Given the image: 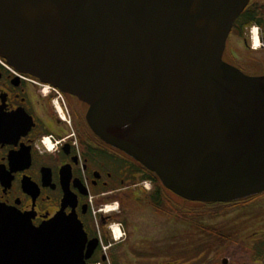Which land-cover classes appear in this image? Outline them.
Masks as SVG:
<instances>
[{
    "label": "water",
    "instance_id": "water-1",
    "mask_svg": "<svg viewBox=\"0 0 264 264\" xmlns=\"http://www.w3.org/2000/svg\"><path fill=\"white\" fill-rule=\"evenodd\" d=\"M248 2L0 0V57L85 102L91 130L174 194L230 202L264 191V76L222 58ZM75 224L28 230L40 252L2 247L0 259L69 264L53 250L70 234L57 227Z\"/></svg>",
    "mask_w": 264,
    "mask_h": 264
},
{
    "label": "flooded vegetation",
    "instance_id": "flooded-vegetation-1",
    "mask_svg": "<svg viewBox=\"0 0 264 264\" xmlns=\"http://www.w3.org/2000/svg\"><path fill=\"white\" fill-rule=\"evenodd\" d=\"M222 58L248 76H264V0H249L235 19ZM3 62L0 208L15 219L0 220V240L23 242L0 244L7 254L18 253L15 247L26 257L38 254L43 237L25 233L58 219L78 224L57 227L70 234L53 251L74 257L69 264H264V191L231 201L228 232L196 220L193 227L202 239L188 251V200L163 185L157 188L143 178L149 174L139 162L99 138L87 123L85 102ZM58 94L60 110L54 104ZM136 213L138 222L132 218ZM111 221H117V236L108 228ZM146 225L149 234L136 233ZM14 262L10 255L0 259Z\"/></svg>",
    "mask_w": 264,
    "mask_h": 264
},
{
    "label": "rangeland",
    "instance_id": "rangeland-1",
    "mask_svg": "<svg viewBox=\"0 0 264 264\" xmlns=\"http://www.w3.org/2000/svg\"><path fill=\"white\" fill-rule=\"evenodd\" d=\"M252 35V34H251ZM253 40H254V36H253ZM50 149H51V144H50ZM145 185L148 186V184L145 183ZM147 189V187H145ZM126 201V197L124 199V202ZM112 203V202H110ZM185 206L187 211L188 210H198V209H202L205 210L207 209V206H202L200 203L198 202H192V201H187L185 202ZM108 209H111L113 207L111 206H107ZM112 210H110L109 212H111ZM215 216H208V215H204V216H194V220L200 221L202 220L206 225L210 226V227H217L219 230H223V229H227L226 232H228V228L230 227V219H231V215L226 213L223 214H214ZM193 216V215H192ZM141 217L140 213H136L133 215V219L134 221L138 222L139 218ZM151 219L156 220L157 218L154 217L153 215L150 216ZM195 222V221H194ZM191 221H188L187 223V240H188V251H195L197 249V245L198 243H200L201 239L200 238V233L196 230V227H193V223ZM118 226L117 225V221H111L109 223V230L110 232L113 234V230L114 228ZM152 231V229H148L147 225L142 228L139 232H136L137 234H142V232L148 233ZM119 231H116V233H118ZM114 235V234H113ZM204 240V239H203Z\"/></svg>",
    "mask_w": 264,
    "mask_h": 264
},
{
    "label": "trees",
    "instance_id": "trees-1",
    "mask_svg": "<svg viewBox=\"0 0 264 264\" xmlns=\"http://www.w3.org/2000/svg\"><path fill=\"white\" fill-rule=\"evenodd\" d=\"M141 168L149 175H145L143 178H147V179H152L155 181V185L157 188H162V184L160 183L158 177L151 171L147 170L146 168H144L143 166H141ZM158 193V192H157ZM157 195V194H156ZM150 198L153 201L154 196H150ZM157 198V197H156ZM158 199V198H157ZM155 199L154 201L156 203L159 202V200ZM206 205H210L209 207L207 206V209L203 210L202 213L204 215H214V214H223L226 213L230 210V205H231V201L230 202H215V203H206ZM193 215V216H192ZM196 215H200L198 210H188L187 214H186V219L187 221H191L194 222L196 220H194V216Z\"/></svg>",
    "mask_w": 264,
    "mask_h": 264
},
{
    "label": "built area",
    "instance_id": "built-area-1",
    "mask_svg": "<svg viewBox=\"0 0 264 264\" xmlns=\"http://www.w3.org/2000/svg\"><path fill=\"white\" fill-rule=\"evenodd\" d=\"M252 37L254 36L255 37V35H256V28L255 27H253L252 28ZM0 62L2 63V64H5L4 62H3V60H2V58L0 57ZM10 69V68H9ZM10 70H12V69H10ZM59 100H60V94H58L57 95V97L54 99V104H55V107L58 109V110H60V104H59ZM43 145H44V147L46 148V149H50V142L47 140V138H44L43 139ZM145 187H147L148 188V186L147 185H144ZM116 231H119V228H118V226H116L115 228H114V230H113V234H114V236H117V235H119V232L118 233H116Z\"/></svg>",
    "mask_w": 264,
    "mask_h": 264
}]
</instances>
